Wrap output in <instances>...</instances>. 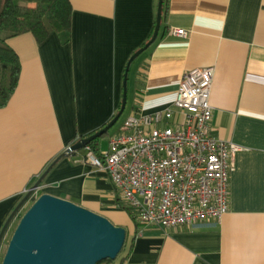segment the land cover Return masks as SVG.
Segmentation results:
<instances>
[{
    "label": "crops",
    "instance_id": "1",
    "mask_svg": "<svg viewBox=\"0 0 264 264\" xmlns=\"http://www.w3.org/2000/svg\"><path fill=\"white\" fill-rule=\"evenodd\" d=\"M70 3L69 32L42 44L30 34L7 41L20 76L0 109V231L60 154L114 118L126 64L153 34L158 0ZM197 68L214 70L212 135L240 148L231 158L228 210L220 221L166 230L132 222L106 174L84 161L85 150L58 161L37 190V198L69 201L125 228V247L113 264H264V0H163L158 36L128 71L129 112L102 139L108 146L131 115L168 108L174 115L166 124L177 126L179 84ZM93 143L104 151L100 140Z\"/></svg>",
    "mask_w": 264,
    "mask_h": 264
},
{
    "label": "built area",
    "instance_id": "2",
    "mask_svg": "<svg viewBox=\"0 0 264 264\" xmlns=\"http://www.w3.org/2000/svg\"><path fill=\"white\" fill-rule=\"evenodd\" d=\"M171 33L186 37L184 30ZM213 76V68L183 76L173 103L183 116L177 126L166 124L174 115L169 108L131 115L106 152L85 149L84 161L106 174L124 209L144 227L166 230L220 221L228 210L231 158L240 148L211 133Z\"/></svg>",
    "mask_w": 264,
    "mask_h": 264
},
{
    "label": "water",
    "instance_id": "3",
    "mask_svg": "<svg viewBox=\"0 0 264 264\" xmlns=\"http://www.w3.org/2000/svg\"><path fill=\"white\" fill-rule=\"evenodd\" d=\"M163 0H158L156 21L150 40L128 60L122 83V101L114 118L93 135L80 139L60 154L25 193L0 231V246L34 191L61 159L85 150L117 124L126 107V85L131 64L156 40L161 23ZM126 239V231L106 218L69 201L42 194L20 216L0 264H99L115 261Z\"/></svg>",
    "mask_w": 264,
    "mask_h": 264
},
{
    "label": "trees",
    "instance_id": "4",
    "mask_svg": "<svg viewBox=\"0 0 264 264\" xmlns=\"http://www.w3.org/2000/svg\"><path fill=\"white\" fill-rule=\"evenodd\" d=\"M71 21L70 0H0V109L7 106L20 76V62L7 41L30 34L36 43L42 44L51 34L69 32ZM94 144L89 147L95 151ZM121 209L132 218L129 211ZM125 243L126 239L117 259L123 252ZM115 261L106 260L99 264H113Z\"/></svg>",
    "mask_w": 264,
    "mask_h": 264
},
{
    "label": "rangeland",
    "instance_id": "5",
    "mask_svg": "<svg viewBox=\"0 0 264 264\" xmlns=\"http://www.w3.org/2000/svg\"><path fill=\"white\" fill-rule=\"evenodd\" d=\"M134 66L130 69V73H129V85H130V88H131V84H132V79H133V74H134ZM128 88L129 87H127L126 86V90H128ZM128 95V92H127V94H126V96ZM129 105H130V101L128 102V104H127V107H126V110H125V112H124V114H123V116L121 117V119L117 122V124L112 128V129H115L121 122H122V120L127 116V114H128V112H129ZM100 140V147L104 150V151H100V152H106L107 150H108V146H107V142L106 141H104V139H99ZM33 201L31 200L30 202H28V203H30L29 205H31V203H32ZM28 204L25 206V211L27 210V206H29ZM23 209V210H24ZM24 211V212H25ZM124 211V210H123ZM23 212V213H24ZM126 214H127V216L129 217V219L133 222V220H132V218H131V216L129 215V213L128 212H126V211H124ZM22 213V214H23ZM20 218V217H19ZM19 220V219H18ZM18 220L16 221V224H17V222H18ZM110 221V220H109ZM111 222V221H110ZM112 223V222H111ZM113 224V223H112ZM16 226V225H15ZM15 228V227H14ZM13 228V229H14ZM13 229H12V231H13ZM123 229H125V228H123ZM12 231H10V232H8L7 233V236H9L8 238H7V240L5 239V241L2 243V245L0 246V262H1V258H2V256H3V254H4V252H5V249H6V246H7V241L9 240V238H10V236H11V233H12Z\"/></svg>",
    "mask_w": 264,
    "mask_h": 264
}]
</instances>
